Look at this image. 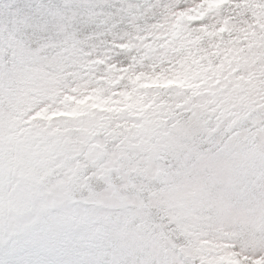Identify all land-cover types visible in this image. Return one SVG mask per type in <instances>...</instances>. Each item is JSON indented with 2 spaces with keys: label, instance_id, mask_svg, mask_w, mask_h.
I'll return each instance as SVG.
<instances>
[{
  "label": "clouds",
  "instance_id": "1",
  "mask_svg": "<svg viewBox=\"0 0 264 264\" xmlns=\"http://www.w3.org/2000/svg\"><path fill=\"white\" fill-rule=\"evenodd\" d=\"M197 3L31 0L27 27L0 30V258L15 244V264L264 260V49L225 32L249 37L238 58L165 83L184 55L172 13ZM220 13L264 37L248 10Z\"/></svg>",
  "mask_w": 264,
  "mask_h": 264
},
{
  "label": "snow or ice",
  "instance_id": "2",
  "mask_svg": "<svg viewBox=\"0 0 264 264\" xmlns=\"http://www.w3.org/2000/svg\"><path fill=\"white\" fill-rule=\"evenodd\" d=\"M224 0H199V3L195 6L187 8L183 11H176L172 13L177 19L170 25L169 32L166 34L169 43H175L176 49L184 53L183 58L180 60V68L172 74V79L165 80V83L183 82L184 80L195 77L198 72L206 71L211 68L210 57H220L221 55H227L229 52L235 50L236 52H242L243 49L236 47L233 43L234 40H238L240 36L235 38L229 36V39H224V33H232L237 31L238 33L250 32L252 40L248 45L250 51L264 49V37L259 36L254 30L250 28H235L227 17L221 16L220 9ZM235 7L248 10L253 20L258 26L264 30V0H236ZM211 16L212 23L200 24L198 27L191 28L186 22H182L180 18H186L187 21L199 20L203 21L206 17ZM255 59V56L252 57ZM202 60H207L208 64L201 65ZM192 65L196 68L193 69ZM161 76L164 74L161 73ZM82 103L83 101H78ZM29 101L25 97H16L12 102V107L15 114L10 115L8 126L15 128L16 123L24 116L26 109L21 108V105L28 104ZM46 110L35 113V117L29 119L41 117ZM56 113L53 112L52 115ZM2 231V228H0ZM7 241L0 240V245L6 244ZM15 244L4 256L0 258V264H15L13 257L15 255ZM254 264H264V260L256 259Z\"/></svg>",
  "mask_w": 264,
  "mask_h": 264
},
{
  "label": "rangeland",
  "instance_id": "3",
  "mask_svg": "<svg viewBox=\"0 0 264 264\" xmlns=\"http://www.w3.org/2000/svg\"><path fill=\"white\" fill-rule=\"evenodd\" d=\"M12 8L8 14V20L5 22L3 19V14L0 13V30H4L5 28L11 29H23L27 27L30 23V16L27 13L26 6L31 3V0H9ZM236 0H224L222 7L226 5H232L235 7ZM245 40H249V37L245 36L243 39L239 38L238 40H234L233 43L242 44ZM251 40H249V43ZM235 53L237 58L239 56V52L233 50L228 54L231 55ZM247 60V57L244 58Z\"/></svg>",
  "mask_w": 264,
  "mask_h": 264
}]
</instances>
